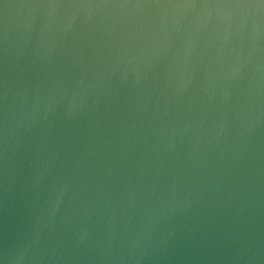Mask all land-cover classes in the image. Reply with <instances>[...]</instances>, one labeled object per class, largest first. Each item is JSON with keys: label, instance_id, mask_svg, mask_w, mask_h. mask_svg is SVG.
Returning a JSON list of instances; mask_svg holds the SVG:
<instances>
[{"label": "water", "instance_id": "obj_1", "mask_svg": "<svg viewBox=\"0 0 264 264\" xmlns=\"http://www.w3.org/2000/svg\"><path fill=\"white\" fill-rule=\"evenodd\" d=\"M0 264H264V0H0Z\"/></svg>", "mask_w": 264, "mask_h": 264}]
</instances>
